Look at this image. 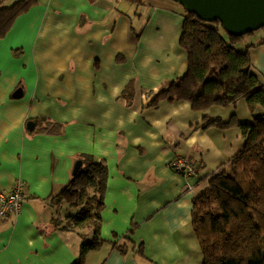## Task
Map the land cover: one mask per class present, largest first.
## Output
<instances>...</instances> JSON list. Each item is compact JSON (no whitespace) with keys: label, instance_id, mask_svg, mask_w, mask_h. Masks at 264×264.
<instances>
[{"label":"crops","instance_id":"obj_1","mask_svg":"<svg viewBox=\"0 0 264 264\" xmlns=\"http://www.w3.org/2000/svg\"><path fill=\"white\" fill-rule=\"evenodd\" d=\"M185 15L173 0H42L0 39V190L25 182L20 214L0 218V264H75L93 230L57 226L55 219L72 214L55 198L84 155L108 171L101 243L85 264L204 263L194 200L236 153L242 131L201 124L206 116L249 119L241 104L149 105L188 71ZM257 31L242 47L254 44L253 67L264 83V31ZM176 155L195 167L192 176L173 168Z\"/></svg>","mask_w":264,"mask_h":264},{"label":"trees","instance_id":"obj_2","mask_svg":"<svg viewBox=\"0 0 264 264\" xmlns=\"http://www.w3.org/2000/svg\"><path fill=\"white\" fill-rule=\"evenodd\" d=\"M42 0H18L0 6V39L15 19ZM142 4L145 0H129ZM220 22H206L186 11L181 46L188 53V71L158 93L149 105L163 100H186L196 111L213 106H237L245 99L252 114L264 109V83L254 69L250 48L236 47L244 36H225ZM264 29V28H261ZM254 33V32H252ZM202 127L226 129L237 125L245 146L209 180V188L194 200L193 227L203 264H264V112L252 123L206 116ZM82 165L56 196L55 204L80 207L65 221L54 222L63 230H93V239L82 243L75 264H85L87 253L101 243L100 219L108 179L107 167L84 155Z\"/></svg>","mask_w":264,"mask_h":264},{"label":"water","instance_id":"obj_3","mask_svg":"<svg viewBox=\"0 0 264 264\" xmlns=\"http://www.w3.org/2000/svg\"><path fill=\"white\" fill-rule=\"evenodd\" d=\"M181 4L186 11L197 15L206 22H220L232 36H244L264 28V0H173ZM21 90L15 93L21 96ZM29 122L28 128H34ZM82 161L76 163L74 173L78 171Z\"/></svg>","mask_w":264,"mask_h":264},{"label":"built area","instance_id":"obj_4","mask_svg":"<svg viewBox=\"0 0 264 264\" xmlns=\"http://www.w3.org/2000/svg\"><path fill=\"white\" fill-rule=\"evenodd\" d=\"M173 168L182 175L192 176L196 169L185 158L176 155L172 162ZM25 201V182L18 179L10 191L0 190V218L7 219L18 216Z\"/></svg>","mask_w":264,"mask_h":264},{"label":"rangeland","instance_id":"obj_5","mask_svg":"<svg viewBox=\"0 0 264 264\" xmlns=\"http://www.w3.org/2000/svg\"><path fill=\"white\" fill-rule=\"evenodd\" d=\"M259 30H260L259 32H263V31H264V29H259ZM222 32H223V34H224L225 36L228 37V34H227V32H226L224 29L222 30ZM257 32H258V31H257ZM257 32L249 33V34L244 35V37H243L242 39H239V40L237 41L236 47H237L238 49H241L242 46H243L244 39H245V42H247V39H248L249 41H253V40H255V39H256V36H258V34H260V33H257ZM238 104H241V105H238V106H239L238 109H239V112H240L241 118L244 119L243 117H244V115H245V117L247 116V119H249V120H247V121H243L242 123H252V122H254V120H255V116H257V115H259V114L261 113V112L259 111V112H256L255 115L252 114V113L250 112L248 106H247V102H246L245 99H241L240 103H238ZM240 106H241V107H240ZM236 107H237V106H236ZM236 107H235V109H236ZM242 110L245 112V114H244V112H243ZM235 118H236V117H235ZM250 118H251V119H250ZM236 119H237V118H236ZM237 121H238V120H237ZM233 144H234V147H235V151H236V152H238L239 150L243 149V147L245 146V140H244V138H243V135H240L239 139H237V137L234 138V140H233ZM206 185H207V188H209V187H208V183H206ZM65 206H66L65 209H67L68 211L70 210V212H69L70 214H72V215L77 214L76 209H74V208H72L71 206H68V205H65Z\"/></svg>","mask_w":264,"mask_h":264}]
</instances>
